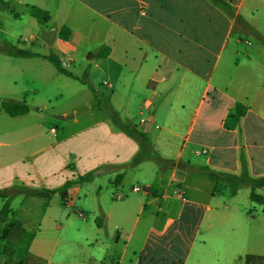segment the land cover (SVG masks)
I'll use <instances>...</instances> for the list:
<instances>
[{
	"label": "crops",
	"instance_id": "crops-1",
	"mask_svg": "<svg viewBox=\"0 0 264 264\" xmlns=\"http://www.w3.org/2000/svg\"><path fill=\"white\" fill-rule=\"evenodd\" d=\"M226 1L235 9V17L210 0H0V12L15 14L14 5H28L29 10L38 6L50 13L48 25L57 23L58 32L48 33L43 46L56 50L66 68L61 55L68 56L73 63V53L92 36L103 35L104 30L108 33L102 47H109L110 53L103 58H111L118 48L127 52V43L140 47L142 64L134 71L126 64L123 68L131 74L135 84L142 86V90L134 94L135 99L130 93H124L121 101L119 90L111 97L105 96V99L118 115L120 109H128L132 100L138 101L140 129L150 135L155 149L166 160L164 165L157 167V180L161 182L159 188L152 184L147 187L146 194L152 197L147 204L159 203L162 206L169 204L172 198L180 200L181 204L178 214L162 225L161 216L157 214L143 236L138 255L134 254L136 258L129 259L131 264H188L190 249L201 240L206 224L211 229L215 228L208 235L211 243H222L215 256L218 264H222L221 259L226 260L225 264H248L255 255V252H248L245 238L248 235L256 239L261 237L262 233L257 229L264 226V221L249 217L236 199L239 192L231 194L228 202L218 199L219 194L224 196L227 184L214 182L202 170L208 167L240 175L245 161L253 177H264V46L250 48L247 41L243 46L242 35L245 33L242 31L253 29L245 19L249 17L245 11L247 0ZM2 3L9 4L10 8ZM239 20L244 26L240 25L243 29L237 33ZM63 26L71 29L70 36H77V41L60 37ZM235 34L237 38L234 40ZM124 79L126 76H120L118 83L124 85ZM104 84L112 87L107 82ZM162 90L169 92L170 96L163 99ZM239 102L247 105L249 110L236 129H227L225 121ZM0 110L4 111L2 105ZM104 113L105 118L61 138L58 144L91 129L97 130L101 136L97 139L101 150L95 174L106 175L115 186L119 175L123 174L125 178L129 170H139L150 161L132 166L140 151L139 143ZM28 114L12 118L19 119ZM142 119L146 122L142 123ZM35 137L27 136L21 142L32 141ZM203 150L207 152L203 153ZM57 153L70 158L63 167L65 171L73 168L80 176L93 171L83 167L81 156L73 148H68L66 153ZM51 163L52 158L46 157L42 166L47 168ZM55 175L54 172L43 174L37 165L26 163L24 157L8 164L0 157V191L16 193L20 188L55 191L70 184L68 176L60 183L52 184ZM57 196L61 197L59 193L51 197L21 193L12 200V212L8 217L3 216L7 222L4 225L0 223V230L7 225L20 224L23 230L21 238L7 241L20 244L27 236L30 244L24 254L16 257V261L17 254L12 250L13 264H123L130 252L134 230L123 244L120 226L113 222L117 232L112 233L109 239L103 237L104 228L109 227L117 215L106 212L100 194H91L90 197L98 202L92 208L86 207V200L80 199L78 208H87L93 213L92 220L79 221L78 234L73 235L84 256L70 261L55 259V251L62 238L55 236L59 226L54 225L53 212L58 207L53 204V199ZM68 200L69 191L67 200L63 202ZM5 202L6 199L0 197V211ZM145 209L146 204L143 203L139 213ZM99 213L107 216L105 226ZM79 215L84 216L81 212ZM75 218H67V224L61 226V234L76 221ZM215 220H219L216 227ZM248 229L253 232L248 234Z\"/></svg>",
	"mask_w": 264,
	"mask_h": 264
},
{
	"label": "rangeland",
	"instance_id": "rangeland-1",
	"mask_svg": "<svg viewBox=\"0 0 264 264\" xmlns=\"http://www.w3.org/2000/svg\"><path fill=\"white\" fill-rule=\"evenodd\" d=\"M14 9L15 14L4 10L0 12V45L6 44L34 53L57 54V51L53 48L45 49L43 46L45 36L48 33L56 34L58 32V29H56L57 23L47 26L37 24L30 14L28 5H14ZM245 11L249 15L245 19L253 29L242 31L245 33L242 35L243 46H245V41L248 42L247 47L250 48L264 46V0H261L260 3L258 0H247ZM240 25L243 24L239 20L237 33L242 28ZM107 33L104 30L103 35L92 36L90 41L81 45L73 53V63L68 56L61 55V57L66 61L67 69L80 79L89 82L99 95L111 97L113 92L119 90V97L123 98L124 93H130L131 98L135 99L134 94L142 90V86L131 80V74L123 66L126 64L130 70L134 71L142 64L143 55L139 46L127 43V52L118 48L116 53L109 59L97 58L95 62L88 59L91 53H97L104 45ZM236 38L237 34H235L234 40ZM69 39L77 41V36L73 34ZM120 76H126L125 81L123 80L124 85L118 83L120 82ZM105 82L112 87L105 85ZM160 92L163 99L170 96L166 90ZM101 101V106L105 107L107 105L106 99L102 97ZM3 102H26L30 107L29 114L19 119H14L5 111L0 110V143H4L0 144V157L4 159L5 164L24 157L26 163L30 162L37 165L43 174L45 172L56 173L52 183L54 185L60 183L66 176L71 180L68 189L69 200L63 202L60 196L53 199V204L58 207L53 212L56 220L54 225L59 226L55 236L58 238L62 236L59 247L55 251L56 260L70 261L84 256L81 248L78 244H75L76 240L73 239V235L78 234V224L81 223L79 221L93 219V213L88 211L87 208H78L80 207V199L86 200L85 204L88 208L98 204L90 197L91 194L96 196L100 194L106 212L111 211L117 215L116 218H113L114 221L111 220L109 227L104 228L102 234L104 238L109 239L112 233L117 232V229L114 228L117 223L120 226L119 233L122 243L127 242L134 230L130 252L123 264H131L129 259L136 258L134 254L138 255L143 236L156 219L157 214L161 216V225L168 218L178 214L181 202L177 199L172 198L169 204H163L162 206H159V203L147 204L152 199L151 196L146 194L147 187L152 184L155 188H159L161 184L157 180L158 164L155 161L148 162L139 170H129L121 186L115 188L106 175L99 176L95 174L96 164L100 158L99 151L101 150V146L97 141L101 136L97 130L91 129L77 138L58 144L61 138H67L79 130L93 126L102 118H105L106 115L104 110L102 112L98 108V101L86 85L58 73L49 61L41 58L23 59L0 52V109ZM138 104V101L132 100L128 109H120L118 112L122 121L133 122L139 128H142L140 118L137 116ZM69 111L70 113H68ZM53 129L57 133H54ZM27 136L36 137L32 141L21 142ZM68 148H73L74 152L81 156V164L84 168H92L93 171L81 176L73 168L65 171L63 167L70 158L67 155H65V158L57 152L66 153ZM8 152L12 154L8 155ZM46 157L52 158V163L44 168L42 161ZM88 176H92V179L86 180ZM136 186L141 187L142 191L134 192L133 188ZM249 193L250 188L241 189L236 196V199L239 200L238 203L245 208L244 210L250 218L255 219L256 217L257 221H264V207L253 203L249 199ZM257 193L264 195V188L257 189ZM86 195H88L87 199ZM218 197L222 202L230 201L232 195L229 188L224 189V196L219 194ZM20 201H23L22 198H20ZM143 203L146 204V209L143 213H139L140 206ZM162 207H165V210L159 213ZM80 212L84 216H80ZM123 213L125 214L124 218ZM98 216L105 226L107 216L103 213H99ZM69 217L71 219L77 218L61 234V226L67 224V218ZM218 223L219 220H215V227ZM53 228L55 227L53 226ZM213 230L215 228L211 229L208 224L205 225L201 240L190 249L188 264H218L215 256L222 247V243H218L219 241L211 243L208 235ZM247 232L249 234L253 230L248 229ZM257 232L262 233L261 237L256 239L248 235L245 238L248 252H255L248 264H264V226H259ZM27 239L28 237L25 236L23 242L19 244L0 238V264L9 262L8 259L14 256L12 250H15L17 254L15 261L16 257L24 254L25 249L30 246ZM4 248H7V252L4 251ZM11 262L13 264V261ZM220 262L225 264L226 260L221 259Z\"/></svg>",
	"mask_w": 264,
	"mask_h": 264
},
{
	"label": "trees",
	"instance_id": "trees-1",
	"mask_svg": "<svg viewBox=\"0 0 264 264\" xmlns=\"http://www.w3.org/2000/svg\"><path fill=\"white\" fill-rule=\"evenodd\" d=\"M215 6L219 7L221 10L226 12L231 17L236 16L235 9L226 1V0H210ZM1 3V2H0ZM6 8H10L9 4L2 3ZM32 17H34L37 22L41 26H47L50 22V13L38 6H32L30 9ZM71 29L67 26H63L60 30V37L62 39L67 40L71 35ZM0 52L7 53L14 57H19L23 59H31V58H44L48 60L55 69L74 80H78L84 85H86L91 93L93 94L94 98L98 101V108L100 110H104L110 117L112 122L123 132L127 133L130 137L134 138L140 145V151L136 154L132 161V166L137 167L143 162L147 161H155L159 166L164 165L166 160L160 155V153L155 149L154 144L150 135L144 131H142L137 125L133 122H124L119 118L118 113L114 110L111 103L107 100V105L105 107L101 106V98H105L103 95H99L98 92L94 87H92L89 82L86 80H82L73 74L70 70H68L60 57L55 54H48L43 55L40 53H34L27 50H21L17 47H11L4 44L0 47ZM110 53V49L107 46L102 47L97 53H91L88 57L90 61L103 58ZM2 109L11 117H18L25 115L30 112V107L26 102H3ZM249 108L247 105L239 102L235 105L234 109L229 113L226 121L225 127L227 129H236L242 118H244L248 112ZM204 173L214 182H225L231 192L232 195H236L241 189L248 187L250 188V200L258 205L264 206V195L257 193V189L264 188V177H253L250 173L248 165L245 161L242 163V171L240 175H234L227 172H218L214 171L208 167L202 168ZM124 175H119L115 182V186H119L122 182ZM92 176H88L86 180H91ZM69 183L64 185L62 188L55 190V191H44V190H28L26 188H20V190L16 193H9V190L0 191V197L6 199V202L0 211L1 216L8 217L9 214L12 212L10 209L12 200L21 193L32 194L36 196H46L51 197L57 193H59L62 199L65 201L68 198V189ZM99 224V221H97ZM23 234V230L20 224L15 225H7L4 230H0V238L2 240H17L20 239ZM7 252V249H5ZM249 259V257H248ZM9 262L7 264H12V257L8 259Z\"/></svg>",
	"mask_w": 264,
	"mask_h": 264
},
{
	"label": "built area",
	"instance_id": "built-area-1",
	"mask_svg": "<svg viewBox=\"0 0 264 264\" xmlns=\"http://www.w3.org/2000/svg\"><path fill=\"white\" fill-rule=\"evenodd\" d=\"M141 122H142V123H145V122H146V119H142ZM53 132L56 133V130L53 129ZM202 152H203V153H206L207 150H203ZM133 191H134V192H140V191H142V188L139 187V186H136V187L133 188ZM119 198H120V197H119Z\"/></svg>",
	"mask_w": 264,
	"mask_h": 264
},
{
	"label": "water",
	"instance_id": "water-1",
	"mask_svg": "<svg viewBox=\"0 0 264 264\" xmlns=\"http://www.w3.org/2000/svg\"><path fill=\"white\" fill-rule=\"evenodd\" d=\"M6 222H7V218L0 216V223L4 225Z\"/></svg>",
	"mask_w": 264,
	"mask_h": 264
}]
</instances>
